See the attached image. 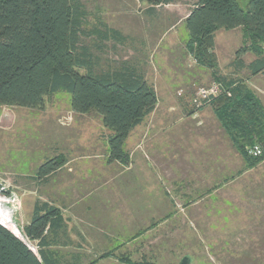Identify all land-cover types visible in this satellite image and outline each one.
Wrapping results in <instances>:
<instances>
[{
    "label": "trees",
    "instance_id": "1",
    "mask_svg": "<svg viewBox=\"0 0 264 264\" xmlns=\"http://www.w3.org/2000/svg\"><path fill=\"white\" fill-rule=\"evenodd\" d=\"M139 1L153 10L178 0ZM184 23L186 49L227 90L207 105H212L247 169L255 168L264 162V105L243 79L221 75L214 47L218 30L241 28L244 44L236 51L234 68L244 63L245 53L253 52L257 58L248 68L254 74L264 72V0H248L246 7L240 0H195ZM87 38L94 40L88 43ZM110 40L125 42L126 36L101 18L91 22L80 0H0V109L39 108L47 97L68 92L75 112H96L111 131L109 159L127 164L126 139L155 110L158 96L144 70L131 62L97 68L94 50ZM255 144L263 147L262 155L249 154L248 147ZM63 161L59 156L46 160L36 177L44 178ZM65 225L56 206L35 202L25 231L28 239L38 241L39 257L0 222V264H63V257L48 247L59 243L54 233Z\"/></svg>",
    "mask_w": 264,
    "mask_h": 264
},
{
    "label": "rangeland",
    "instance_id": "2",
    "mask_svg": "<svg viewBox=\"0 0 264 264\" xmlns=\"http://www.w3.org/2000/svg\"><path fill=\"white\" fill-rule=\"evenodd\" d=\"M80 1L85 5L91 22L101 18L126 36L125 42L106 41L103 49L94 50L99 58L97 68L106 69L123 61L131 62L145 70L151 83L158 81V85L168 83L165 77H177L181 73H185V77L195 75L189 74L191 69L188 71L181 67L184 61L187 62L182 56V50H186L187 34L183 19L195 0H178L153 10L139 0ZM240 2L246 7L248 0ZM219 34L224 35L225 31ZM228 34L233 42H239L240 29ZM93 40L86 39L88 43ZM232 55L235 59V50ZM230 58L224 56L223 61L230 62ZM189 60L193 63L192 57ZM233 68L222 65L221 73L224 74L221 75L227 77L225 74ZM201 81L179 84L169 98L173 104L182 106L184 119L187 117L185 109L195 108L192 99L196 89L220 82L209 73L202 74ZM220 83L225 85L224 82ZM70 100V93L60 92L47 97L39 108L5 105L0 109V222L33 251L38 248L28 239L25 227L31 214L32 190L36 183L31 176H21V171L30 174L37 169L41 159L42 163L47 160L51 149L45 145L50 136L84 138L99 132L101 120L98 114L91 112L89 116H79L81 122H78L74 119ZM202 108L195 109V112ZM71 116L72 120L69 118ZM161 117L159 110L149 115L145 124L148 130ZM157 158L155 154L151 160L152 167L158 164ZM168 180L170 190L177 188L185 194L182 200L190 206H183L181 218H190L191 222L185 223L180 218L173 234H167L172 226H161L152 233L150 244L145 245L152 251L157 248L156 255L152 253L151 256L134 259L122 254L117 258L121 264H264V162L248 169L241 179L235 173L228 177H179ZM170 195L173 200L175 194L171 191ZM160 235H164L161 240L157 238ZM109 256L110 253L106 252L95 259Z\"/></svg>",
    "mask_w": 264,
    "mask_h": 264
},
{
    "label": "crops",
    "instance_id": "3",
    "mask_svg": "<svg viewBox=\"0 0 264 264\" xmlns=\"http://www.w3.org/2000/svg\"><path fill=\"white\" fill-rule=\"evenodd\" d=\"M237 29L241 31L240 40L233 42L228 33ZM222 30L215 34L214 47L220 73L224 64L232 68L235 60L232 52L244 44L241 28L224 30V35L219 34ZM186 33L185 43L187 30ZM185 51L182 50V56L187 62L184 61L181 67L188 71L191 69L189 74L195 75L185 77V73H181L177 77H165L168 83L160 85L153 81L158 104L150 115L159 110L162 119L154 122L148 130L145 126L147 117L129 133L125 142L129 157L127 164L109 159L108 135L111 131L104 127L98 114L101 120L99 132L84 138L49 137L45 146L51 151L46 159L62 157L64 163L58 169L44 178H37V169L44 163L41 159L34 172L21 171V176H31L36 183L27 224L32 219L37 200L56 206L65 218V227L54 233L59 243L48 247L63 257V264H121L117 258L122 254L134 259L151 256L152 253L156 255L155 246L153 251L145 246L150 244L152 233L161 226L170 225L172 227L167 234H173L182 217L183 206H190L182 200L185 197L182 191L168 188V178L228 177L237 173L241 179L247 174L245 160L233 146L212 105L199 112L186 108L187 117L184 119L182 106L169 100L179 84L201 83L202 74L212 75L210 69L200 65L187 49ZM224 56H231L232 60L224 62ZM256 58L253 52L245 53L241 67L233 68L225 75L227 79L239 75L264 105V72L254 74L248 68ZM72 112L78 122H81L79 116L90 114L77 113L73 109ZM69 118L72 120V116ZM155 154L158 164L152 167L151 160ZM171 191L175 194L173 200ZM181 219L185 223L191 222L190 218ZM162 236L157 238L161 240ZM33 242L38 248L34 252L40 257L38 241ZM106 252L112 255L95 259Z\"/></svg>",
    "mask_w": 264,
    "mask_h": 264
},
{
    "label": "built area",
    "instance_id": "4",
    "mask_svg": "<svg viewBox=\"0 0 264 264\" xmlns=\"http://www.w3.org/2000/svg\"><path fill=\"white\" fill-rule=\"evenodd\" d=\"M225 91L227 90L224 88V86L220 82L216 81L207 86L198 87L192 99V105L198 110L199 108L211 103L214 98ZM248 152L251 155L260 156L263 153V147L260 144H255L248 147Z\"/></svg>",
    "mask_w": 264,
    "mask_h": 264
},
{
    "label": "water",
    "instance_id": "5",
    "mask_svg": "<svg viewBox=\"0 0 264 264\" xmlns=\"http://www.w3.org/2000/svg\"><path fill=\"white\" fill-rule=\"evenodd\" d=\"M185 263V262H184Z\"/></svg>",
    "mask_w": 264,
    "mask_h": 264
}]
</instances>
